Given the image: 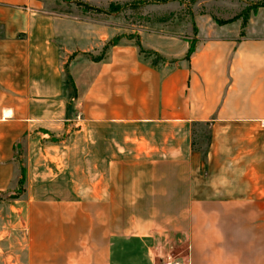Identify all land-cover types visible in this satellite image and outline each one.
<instances>
[{"label":"crops","instance_id":"1","mask_svg":"<svg viewBox=\"0 0 264 264\" xmlns=\"http://www.w3.org/2000/svg\"><path fill=\"white\" fill-rule=\"evenodd\" d=\"M261 1L0 0V264H264Z\"/></svg>","mask_w":264,"mask_h":264},{"label":"rangeland","instance_id":"2","mask_svg":"<svg viewBox=\"0 0 264 264\" xmlns=\"http://www.w3.org/2000/svg\"><path fill=\"white\" fill-rule=\"evenodd\" d=\"M52 8H54V7H52ZM114 8L116 9V7H114ZM172 8L164 9V18H169V17L173 18V21L171 20L172 27L169 28V29L167 28V30L170 31V32L177 31L179 35H185L186 33H188V26H187L188 25V19H187L188 18V16H187L188 13H187V10L183 6L182 7L176 6L175 7L176 9L174 10L175 14H173V12H172L171 16H169V13H167V12H171ZM54 9L60 10V12H65L66 11L65 6L55 7ZM131 12L132 13H137V11H134V10H131ZM127 20H129L128 22L131 24V27L128 30H126V31H130L129 33H130L131 39H134V41H136L137 39L134 36H135L136 31L138 29L137 26L140 25V24H144L145 23V21H144L145 19H142V18L139 19V18H136V16H133L131 18L128 17ZM149 24H151V23H149ZM119 28H122V27H119ZM118 32L122 33V32H124V30L121 29ZM118 32L116 33V36L119 35ZM125 33H128V32H125ZM156 40H157V42L162 43L163 46H167L169 43L173 42V41H170V40H167V39H164V38H160V37H157ZM144 44H147V43H144ZM162 56H164V55H162ZM162 56L159 57L160 60H163ZM159 59H158V61H160ZM66 73H67V70H66ZM16 153H17L20 161H22V163H23V153H24L23 145H21V149L20 148L17 149ZM19 175H20V172H19ZM19 190H21V189L19 188ZM7 250H9V251L12 250V247L4 246V251H7ZM5 257H6V255H5ZM5 260L6 259H4V261ZM17 264H22V263L19 262ZM156 264H159V262H156Z\"/></svg>","mask_w":264,"mask_h":264},{"label":"trees","instance_id":"3","mask_svg":"<svg viewBox=\"0 0 264 264\" xmlns=\"http://www.w3.org/2000/svg\"><path fill=\"white\" fill-rule=\"evenodd\" d=\"M78 4L82 5L83 8L87 11H90V10H94L96 12H103L104 10L101 9V8H98V7H93L91 5H88L86 3H83V2H77ZM261 5H264V0H262L260 2ZM191 51V50H190ZM189 51V52H190ZM20 161V160H19ZM20 163V176H19V188L22 189L23 188V184H24V180H25V168H24V165L22 163V161L19 162Z\"/></svg>","mask_w":264,"mask_h":264},{"label":"built area","instance_id":"4","mask_svg":"<svg viewBox=\"0 0 264 264\" xmlns=\"http://www.w3.org/2000/svg\"><path fill=\"white\" fill-rule=\"evenodd\" d=\"M161 264H183V263L179 259L168 257V259L166 261H163Z\"/></svg>","mask_w":264,"mask_h":264}]
</instances>
